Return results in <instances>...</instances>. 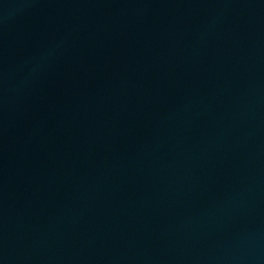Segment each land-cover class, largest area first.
I'll list each match as a JSON object with an SVG mask.
<instances>
[{
	"label": "water",
	"instance_id": "95a60500",
	"mask_svg": "<svg viewBox=\"0 0 264 264\" xmlns=\"http://www.w3.org/2000/svg\"><path fill=\"white\" fill-rule=\"evenodd\" d=\"M0 264H264V36L54 177L0 227Z\"/></svg>",
	"mask_w": 264,
	"mask_h": 264
}]
</instances>
